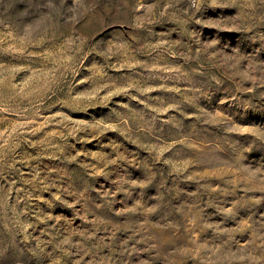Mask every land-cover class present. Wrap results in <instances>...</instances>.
Returning <instances> with one entry per match:
<instances>
[{"label":"rangeland","instance_id":"374dc122","mask_svg":"<svg viewBox=\"0 0 264 264\" xmlns=\"http://www.w3.org/2000/svg\"><path fill=\"white\" fill-rule=\"evenodd\" d=\"M0 264H264V0H0Z\"/></svg>","mask_w":264,"mask_h":264}]
</instances>
